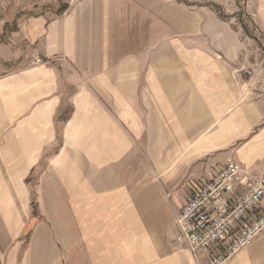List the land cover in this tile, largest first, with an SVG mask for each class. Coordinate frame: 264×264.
I'll return each instance as SVG.
<instances>
[{
  "label": "crops",
  "instance_id": "crops-1",
  "mask_svg": "<svg viewBox=\"0 0 264 264\" xmlns=\"http://www.w3.org/2000/svg\"><path fill=\"white\" fill-rule=\"evenodd\" d=\"M251 1L0 0V264H207L175 240L188 185L264 171ZM225 264H264V231Z\"/></svg>",
  "mask_w": 264,
  "mask_h": 264
},
{
  "label": "built area",
  "instance_id": "built-area-1",
  "mask_svg": "<svg viewBox=\"0 0 264 264\" xmlns=\"http://www.w3.org/2000/svg\"><path fill=\"white\" fill-rule=\"evenodd\" d=\"M188 189L177 211L175 240L198 260L204 255L207 264H225L264 231V171L229 161Z\"/></svg>",
  "mask_w": 264,
  "mask_h": 264
},
{
  "label": "rangeland",
  "instance_id": "rangeland-1",
  "mask_svg": "<svg viewBox=\"0 0 264 264\" xmlns=\"http://www.w3.org/2000/svg\"><path fill=\"white\" fill-rule=\"evenodd\" d=\"M38 1H41V0H38ZM66 1L67 0H42L43 4L37 10L38 11L47 10V11H51L53 14H55L60 8H62L63 5H65ZM195 1L196 0H188V2H195ZM199 1L204 2V3L210 2V0H199ZM218 1H220V2L222 1V3H220V6L222 8H225L224 7L225 4H228V6H230V3L232 2L233 3V11H236V12L239 11L238 13H240V15L238 14L237 19L241 18V21H243V22L250 21V17H252L251 16L252 15L251 14L252 9L250 7V4L253 5L251 0H218ZM228 6H226V7H228ZM229 9H232V8H229ZM224 11L226 12V8L224 9ZM230 13L231 12H228L227 17H231ZM253 33L259 34V30H254ZM188 190L189 189L187 188V192H188Z\"/></svg>",
  "mask_w": 264,
  "mask_h": 264
}]
</instances>
